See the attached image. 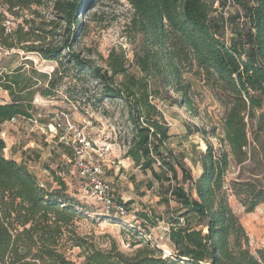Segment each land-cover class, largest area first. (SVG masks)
Here are the masks:
<instances>
[{
	"label": "trees",
	"instance_id": "trees-1",
	"mask_svg": "<svg viewBox=\"0 0 264 264\" xmlns=\"http://www.w3.org/2000/svg\"><path fill=\"white\" fill-rule=\"evenodd\" d=\"M46 1L52 3V19L37 23L36 18H23L15 27L7 26L9 15L20 17V11ZM127 1L134 11L128 28L133 41L139 39L134 60L122 48L113 49L104 68L77 48L88 29L80 14L94 0H0V47L57 62L50 77L26 65L2 75L0 88L10 101L0 102V133L14 116L35 117L36 94L54 98L63 85L72 88L66 79L94 78L100 87L97 103L108 99L126 105L134 133L127 157L151 172L147 189L158 184L163 189L160 204H179L162 214L153 207L138 212L130 208L135 201L115 196L137 219L99 211L131 228L142 220L145 231L148 224L166 221L167 214L170 254L146 234L133 253L122 251L114 238L103 248L94 237L80 234L77 222L88 206L69 192L62 178L56 177V188H48L26 162L7 157L0 137V264H75L70 257L74 248L82 250L81 264H264V248L252 252L250 237L229 201L235 196L249 212L264 204V0H231L244 10L247 30L240 13L229 18L221 11L228 0ZM60 25L62 34L57 32ZM193 71L217 91L226 108L221 134L214 133L219 148L206 140V150L199 152L198 178L185 156L170 147L173 134L158 105L168 102L174 91L194 111L185 78ZM60 145L72 159V148ZM234 167L238 175L230 178Z\"/></svg>",
	"mask_w": 264,
	"mask_h": 264
},
{
	"label": "rangeland",
	"instance_id": "rangeland-1",
	"mask_svg": "<svg viewBox=\"0 0 264 264\" xmlns=\"http://www.w3.org/2000/svg\"><path fill=\"white\" fill-rule=\"evenodd\" d=\"M216 8L218 12L221 9L218 2H216ZM31 10L36 13H31ZM31 10L20 11V17L9 15L7 26L13 28L19 22H23V18H36L38 23L43 19L50 20L54 16L51 2L46 1L42 6H33ZM221 11L227 17L240 13L242 16L240 23H243L247 30V16L240 5L232 3ZM133 12L127 0H94L80 14L82 21L87 23L88 29L86 35L80 38V45L77 48L87 56L94 57L104 68H107L106 60L113 49L122 48L130 62H133L134 50L139 42V39L133 41L132 33L128 28ZM229 22L231 24L233 21L229 19ZM62 26L60 25L57 31L59 34L63 33ZM62 37L58 36L56 41L59 42ZM226 38H231L230 30L226 33ZM22 65H26V68L34 66L50 77L57 67V62L44 60L36 53L21 49L7 50L0 47V78ZM131 71L137 70L132 66ZM185 78L191 84L190 97L195 110L190 111L183 102L180 103L181 97L174 91L169 93L168 102H159L158 105L163 110L165 120L173 134L170 147L176 153H182L185 156V162L191 168L193 176L198 178L201 173V167L196 162L199 152L206 150V140H210L216 148H219L220 145L214 133L221 134L226 108L218 100L217 91L200 75H196L193 71L186 73ZM66 81L72 84V88L68 90L69 83L63 85L57 90L54 98H45L39 93L34 96L33 104L36 113L39 109H43L50 117L55 116V119L46 117L40 119L39 124L27 120L13 126L16 129L12 127L5 137L6 149L8 146L12 147L10 133H13L16 140L13 146H17L20 152L27 153V165L37 174L42 184L48 188H56L58 186L56 177H60L67 183L69 192L88 206L89 211L77 222L80 234L94 237L98 245L103 248H106L110 239L114 238L120 249L126 253H133L140 246L135 244L143 237L141 234H146V239H151L153 243L163 248L165 254L169 255L170 246L166 234L167 214L164 215L166 221H156L154 225L148 224L147 231L141 228V223L144 222L142 220L135 225V228H131L122 219L105 218L99 211V204L82 195V183L78 171L60 145L62 142L60 135L66 136L65 139L68 142L74 139L73 131L66 127L68 123L79 127L87 124L86 136L91 142L97 146L105 144L111 146L110 152L104 158L105 177L111 181L115 196L122 197V200L135 201L130 205L131 209L142 212L150 211L153 207L156 213L162 214L167 208L179 206L175 201H171L169 205L160 204L159 193H162L163 189L156 184L148 190L146 183L152 178L151 172L143 171L131 158L127 157L129 143L134 133L125 103L122 100L108 99L97 103L96 94L100 91V87L92 77L82 80L68 78ZM5 101H10L9 93L4 88H0V102ZM56 122L65 126L58 135H55L54 131H49L51 128L49 125H55ZM199 128L205 129L207 133L198 131ZM29 145L31 147L28 148ZM6 149L5 155L12 157L10 150L7 152ZM20 154L16 156L19 157ZM238 171V167L232 168L229 177L237 176ZM229 201L250 237L252 252L264 248V204L249 212L235 196H230ZM81 253L82 250L79 248L70 251V257L75 264H81L84 260Z\"/></svg>",
	"mask_w": 264,
	"mask_h": 264
},
{
	"label": "built area",
	"instance_id": "built-area-1",
	"mask_svg": "<svg viewBox=\"0 0 264 264\" xmlns=\"http://www.w3.org/2000/svg\"><path fill=\"white\" fill-rule=\"evenodd\" d=\"M228 3V5H231V0H228ZM46 117H50V115L46 114L43 109H39L35 117L30 121L39 124V120ZM54 117L55 116H51L50 119L54 120ZM27 120L29 119L25 117L14 116L10 120L5 121L2 124L0 137L6 142L5 137L9 134L12 127ZM49 126L51 127L49 131H54L55 135H58V132L65 127L60 122H56L55 125L50 124ZM66 127L73 131L74 139L68 142V140L65 139L66 136L60 135V140L72 148L73 158L70 162L73 163L78 171V176L82 183V195L99 204V210L103 213L117 214L130 220L137 219L136 215L128 211L124 204H120L116 201L114 187L105 177L104 158L110 152L111 146L109 144L97 146V144L91 142L86 136L88 131L87 124H84L83 127H79L76 124L68 123Z\"/></svg>",
	"mask_w": 264,
	"mask_h": 264
},
{
	"label": "crops",
	"instance_id": "crops-1",
	"mask_svg": "<svg viewBox=\"0 0 264 264\" xmlns=\"http://www.w3.org/2000/svg\"><path fill=\"white\" fill-rule=\"evenodd\" d=\"M13 129H16L13 127ZM15 138L13 137V133H10V143H12V147L8 146V148L6 149V151L8 152V150H10V154L12 155L13 158H15L17 161H24L26 162V158H27V153L26 152H20V150L17 148V146H13L15 142ZM33 144V142L31 143ZM11 145V144H10ZM39 146V145H38ZM28 148L31 147L30 145L27 146ZM39 152L38 150H34ZM18 153H21L19 157H17L16 155ZM27 163V162H26ZM111 182V181H110ZM115 191V190H114ZM119 198V196H117ZM120 199H123L122 197H120ZM126 202V200H124Z\"/></svg>",
	"mask_w": 264,
	"mask_h": 264
}]
</instances>
